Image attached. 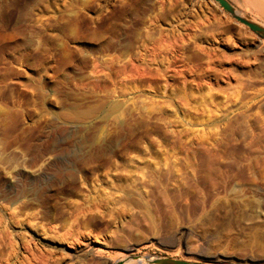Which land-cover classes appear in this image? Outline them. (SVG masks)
<instances>
[{"label": "rangeland", "instance_id": "374dc122", "mask_svg": "<svg viewBox=\"0 0 264 264\" xmlns=\"http://www.w3.org/2000/svg\"><path fill=\"white\" fill-rule=\"evenodd\" d=\"M138 257L264 264V35L214 0H0V264Z\"/></svg>", "mask_w": 264, "mask_h": 264}, {"label": "water", "instance_id": "95a60500", "mask_svg": "<svg viewBox=\"0 0 264 264\" xmlns=\"http://www.w3.org/2000/svg\"><path fill=\"white\" fill-rule=\"evenodd\" d=\"M214 1L217 2L222 8H224L228 13H230L237 21L247 26L251 30L264 35V27L238 15L235 8L231 5L229 1L227 0H214ZM151 263L152 264H198V263L187 262L184 260L171 259V258L156 259L151 261Z\"/></svg>", "mask_w": 264, "mask_h": 264}, {"label": "bare ground", "instance_id": "6f19581e", "mask_svg": "<svg viewBox=\"0 0 264 264\" xmlns=\"http://www.w3.org/2000/svg\"><path fill=\"white\" fill-rule=\"evenodd\" d=\"M247 1H248V0H247ZM249 1H250V0H249ZM251 1H252V0H251ZM252 3H253V2H252ZM252 3H251V4H252ZM255 4H256V6H257V5L259 6V8L261 9V12L263 13V12H264V0H255ZM253 5H254V3H253ZM253 7H254V6H253ZM259 8L256 9V10H259ZM258 12H259V11H258ZM261 12H259V13L261 14ZM263 14H264V13H263ZM261 15H262V14H261ZM114 106H115V105H114ZM116 106H117V105H116ZM130 108H131V107H130ZM116 111H117V108H116V107H112V109H111V113L113 114V113H115ZM75 113H77V112H75ZM80 113H81V112H79V113H77V114L79 115ZM83 115H85V114H83ZM122 116H123V115H122ZM122 116L114 117L113 120H112V124H113V125H122V124H124V121H126V120H124V117H125V116H123V117H122ZM71 117H72V116H71ZM74 117H77V116H74ZM78 117L80 118L81 116L79 115ZM83 117H84V116H83ZM72 118H73V117H72ZM72 118H71V119H72ZM79 118H78V119L76 118L79 122H80V120H81V121L85 120V119H84L85 117H84L83 119H82V118L79 119ZM73 119H74V118H73ZM125 119H126V118H125ZM137 261L140 262L139 264H141V263H142V264H145V263H146V262H144L143 259L140 258V257L137 258ZM137 261H136V262H137ZM138 262H137V263H138Z\"/></svg>", "mask_w": 264, "mask_h": 264}]
</instances>
